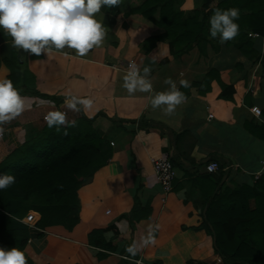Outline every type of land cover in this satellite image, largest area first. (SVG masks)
Instances as JSON below:
<instances>
[{
	"label": "crops",
	"instance_id": "crops-1",
	"mask_svg": "<svg viewBox=\"0 0 264 264\" xmlns=\"http://www.w3.org/2000/svg\"><path fill=\"white\" fill-rule=\"evenodd\" d=\"M145 1L102 7L96 19L106 30L105 41L85 57L68 49L39 57L23 51L24 66L35 78L33 91L43 97L21 94L31 107L3 125L0 162L39 133L53 110L66 112L69 121L82 115L95 119L110 153L91 183L78 189L73 227L40 228L32 212L38 230L29 227L22 249L27 264H215L220 257L202 223L207 202L221 187L254 184L252 173L264 158V139L254 136L264 127V37L252 36L257 60L225 43L207 57L196 49L172 57L159 40L163 29L136 12ZM174 5L188 14L202 0ZM19 51L0 28V79L8 77L6 61ZM130 62L141 72L151 67L154 92L166 91L164 81L171 78L186 102L165 115L151 107L149 93L129 95L122 84ZM181 80L190 86L182 87ZM69 92L92 98L93 108L70 111L64 106ZM256 106L259 116L251 111ZM160 157H169L176 170L169 193L152 169L151 160ZM211 161L218 163L217 173L204 171ZM157 225L155 244L131 256L126 249Z\"/></svg>",
	"mask_w": 264,
	"mask_h": 264
},
{
	"label": "trees",
	"instance_id": "trees-1",
	"mask_svg": "<svg viewBox=\"0 0 264 264\" xmlns=\"http://www.w3.org/2000/svg\"><path fill=\"white\" fill-rule=\"evenodd\" d=\"M174 3L146 0L136 11L163 29L159 40L166 41L172 57L193 49L203 57L208 50L218 52L221 43L210 37L209 17L217 8H238L239 34L225 44L245 58L257 60L252 36L264 37V0H202L201 7L188 14ZM24 54L19 51L6 61L7 79L20 94L43 97L33 91L35 78L24 66ZM74 120L76 126L67 128V135L64 126L57 131L46 123L0 162V175L15 176V183L0 189V248L25 247L29 226L23 218L32 212L39 215L40 228L59 223L71 228L77 223V191L91 183L110 153L95 119L82 115ZM254 136L264 139V127ZM202 223L222 264H264V177L252 185L219 188L207 202Z\"/></svg>",
	"mask_w": 264,
	"mask_h": 264
},
{
	"label": "clouds",
	"instance_id": "clouds-1",
	"mask_svg": "<svg viewBox=\"0 0 264 264\" xmlns=\"http://www.w3.org/2000/svg\"><path fill=\"white\" fill-rule=\"evenodd\" d=\"M122 0H0V28L11 37L12 47L37 57L45 54L50 56L54 51L65 49L74 51L76 56L85 57L95 47L103 44L106 30L96 19V14L102 7L119 6ZM239 9H215L209 17V33L213 39L218 38L221 44L234 39L239 34ZM65 55L68 53L65 52ZM151 67L141 69L135 62H130L123 77L122 87L129 95L137 92L149 93V102L153 109H161L165 115H172L176 108L186 102L185 94L180 91L175 81L166 78L164 83L169 86L166 91L154 92L148 78ZM182 87H189V82L181 80ZM64 106L73 112H87L94 106L92 98H83L69 92ZM31 105L28 98L20 94L13 81L0 79V138H3L5 128L20 116ZM251 111L259 116V107ZM49 128L55 126L57 131L64 126L75 127L76 121L67 119V113L59 110L49 111L45 117ZM213 168H209L212 171ZM15 183V176L0 175V189H5ZM159 226H150L148 235L139 243L133 242L126 251L136 256L141 247L155 244V230ZM0 264H27L26 254L17 247L0 248ZM134 264H142L136 260Z\"/></svg>",
	"mask_w": 264,
	"mask_h": 264
},
{
	"label": "built area",
	"instance_id": "built-area-1",
	"mask_svg": "<svg viewBox=\"0 0 264 264\" xmlns=\"http://www.w3.org/2000/svg\"><path fill=\"white\" fill-rule=\"evenodd\" d=\"M113 144L111 143V146ZM151 165L153 172L156 177L157 183L160 185L164 193H169L172 190L173 180L176 178V170L172 161L169 157H160L151 160ZM206 173H217L219 171V165L215 161L208 162L203 166ZM209 168H213L212 171H209ZM261 177H264V158L260 161L259 168L257 171L252 173V181L255 183ZM26 223L31 229L38 230L35 225V217L33 213H29L25 219ZM215 264H222L221 258H218Z\"/></svg>",
	"mask_w": 264,
	"mask_h": 264
},
{
	"label": "rangeland",
	"instance_id": "rangeland-1",
	"mask_svg": "<svg viewBox=\"0 0 264 264\" xmlns=\"http://www.w3.org/2000/svg\"><path fill=\"white\" fill-rule=\"evenodd\" d=\"M214 1H215V0H214ZM68 120H69V119H68ZM36 218H37V217H36ZM36 218H35V219H36Z\"/></svg>",
	"mask_w": 264,
	"mask_h": 264
}]
</instances>
